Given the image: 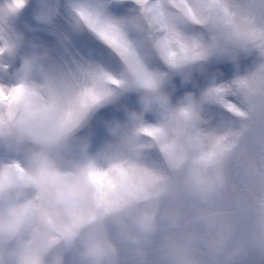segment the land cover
<instances>
[{"label":"clouds","instance_id":"obj_1","mask_svg":"<svg viewBox=\"0 0 264 264\" xmlns=\"http://www.w3.org/2000/svg\"><path fill=\"white\" fill-rule=\"evenodd\" d=\"M114 2L109 0V6ZM253 3L264 0H240L236 12L245 15ZM22 9H14L13 0H0V85L6 90L23 86L13 116L0 121V147L14 157L0 161V264H264V160L248 147L255 128L239 137L230 152L210 161L201 159L193 134L210 119L206 109L213 106L215 74L198 93L185 91L175 101L171 79L151 67L145 55L128 54L121 60L118 89L90 59L60 69L43 51L21 56L9 75L6 65L19 46L10 20ZM60 11L61 0H34L33 18L39 24L52 25ZM65 13L77 34L93 22L81 19L68 4ZM206 19L210 49L237 69L241 54L252 56L248 86L232 91L264 120V51L252 55L253 46L242 41L238 51L226 52L215 31L219 11ZM142 26L139 17L119 24L124 32ZM161 27L166 31L157 35L153 50L165 35L189 41L204 37L182 9L165 6ZM63 51L70 52L67 40ZM193 68L201 70L188 54L178 56L169 71L187 85ZM84 93L101 103L66 124L65 114L78 107ZM118 94L135 96L138 110L126 111L123 122L108 123L111 139L90 154L86 140L73 142V131L87 113L113 103ZM146 116L156 130L151 138L140 132L149 124ZM149 140L166 173L176 178L175 195L163 185H150L147 197L132 194V175L156 171L141 147ZM229 160L240 183L229 171ZM117 165L129 175L113 177L114 188L106 198L114 206L103 214L93 207L89 173ZM234 212L242 213L244 230ZM50 236L56 243L49 242Z\"/></svg>","mask_w":264,"mask_h":264},{"label":"snow or ice","instance_id":"obj_2","mask_svg":"<svg viewBox=\"0 0 264 264\" xmlns=\"http://www.w3.org/2000/svg\"><path fill=\"white\" fill-rule=\"evenodd\" d=\"M94 3V7L90 6ZM69 8L81 19L92 20L88 30L81 28L77 39V55L79 59H90L100 72L104 73L114 88H119L121 81V60L128 54L145 55L151 67L158 69L162 75L171 79L174 85L172 96L176 100L185 91L198 93L207 86L215 74L213 85V106L206 109L210 118L202 128L193 129V134L200 148L202 160L210 161L217 155L230 152L234 142L241 136H247L250 128H255V136L250 138L248 147L256 151L260 159L264 160V120L257 119L255 110L247 102L233 93V88L243 89L249 84L247 72L251 67L252 56L241 54L239 68L216 51L208 47L206 41L208 15L219 11L221 19L216 28V34L222 40L226 52L238 51V45L246 41L253 46L252 55L256 51H264V4L253 3L248 7L245 15H239L236 8L240 0H69ZM165 6L182 9L192 24L204 32V37L198 40L188 39L176 35H165L164 42L157 50L154 49L156 37L165 33L161 27V18ZM219 6V7H217ZM14 9L24 7V0H13ZM139 17L143 26L139 31L124 32L119 24L127 23L130 18ZM67 18H69L67 16ZM191 54L194 61L201 68H193L192 80L187 85L174 79V73L169 69L176 66V59L180 55ZM23 93V86L8 88L0 85V121L6 116H13V105ZM101 99L87 93L81 95V100L75 110L65 114L66 124H74L80 115L93 105H99ZM155 128L149 123L140 130L145 137L155 135ZM146 152V159L151 168L145 169L130 177L132 194L144 197L149 195L150 185H163L175 195L176 178L164 170V161L146 141L142 146ZM228 168L233 178L240 183L236 165L228 161ZM19 171V169H18ZM127 171L122 165L114 166L106 172L91 171L89 179L94 185L93 207L95 210L107 214L114 206L106 198L108 190L114 188L113 177L128 178ZM247 194V193H245ZM234 219L241 230L246 227L244 217L240 212H234ZM50 225V221L45 220ZM54 244V236L49 237Z\"/></svg>","mask_w":264,"mask_h":264},{"label":"rangeland","instance_id":"obj_3","mask_svg":"<svg viewBox=\"0 0 264 264\" xmlns=\"http://www.w3.org/2000/svg\"><path fill=\"white\" fill-rule=\"evenodd\" d=\"M68 3L69 0H61L60 14L50 26L34 20V0H28L26 6L11 18L12 31L19 38V46L16 55L9 58L6 65L9 75L19 66L21 56L34 51L46 52V59L60 69L67 68L79 59L76 54L79 34L73 32L71 20L65 13ZM66 40L70 48L68 54L63 51ZM173 100L175 101L174 98ZM130 110H138L135 96L118 94L113 103L98 107L85 115L82 123L73 131V142L78 144L86 140L89 153L94 155L111 139L106 125L112 121H125V112ZM146 120L151 123L152 117L146 116ZM12 159L13 155L0 147V161Z\"/></svg>","mask_w":264,"mask_h":264}]
</instances>
